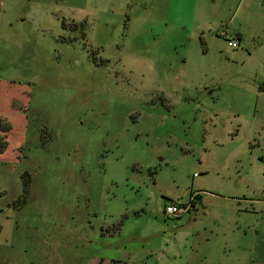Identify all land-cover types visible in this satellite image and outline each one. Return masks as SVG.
<instances>
[{
	"label": "rangeland",
	"instance_id": "rangeland-1",
	"mask_svg": "<svg viewBox=\"0 0 264 264\" xmlns=\"http://www.w3.org/2000/svg\"><path fill=\"white\" fill-rule=\"evenodd\" d=\"M0 107V264H264V0H0Z\"/></svg>",
	"mask_w": 264,
	"mask_h": 264
},
{
	"label": "trees",
	"instance_id": "trees-1",
	"mask_svg": "<svg viewBox=\"0 0 264 264\" xmlns=\"http://www.w3.org/2000/svg\"><path fill=\"white\" fill-rule=\"evenodd\" d=\"M10 124L3 119H0V153H2L7 146L6 132L10 129ZM22 179V192L17 199L13 201L14 204H22L26 201V194L28 192L30 178L28 172L25 170L21 173ZM181 204V203H180ZM182 205V204H181Z\"/></svg>",
	"mask_w": 264,
	"mask_h": 264
},
{
	"label": "built area",
	"instance_id": "built-area-1",
	"mask_svg": "<svg viewBox=\"0 0 264 264\" xmlns=\"http://www.w3.org/2000/svg\"><path fill=\"white\" fill-rule=\"evenodd\" d=\"M228 45L235 47L236 42L234 40H228ZM184 211H187V208L176 202H169L168 204H165L163 209L164 215L167 217L179 216Z\"/></svg>",
	"mask_w": 264,
	"mask_h": 264
},
{
	"label": "crops",
	"instance_id": "crops-1",
	"mask_svg": "<svg viewBox=\"0 0 264 264\" xmlns=\"http://www.w3.org/2000/svg\"><path fill=\"white\" fill-rule=\"evenodd\" d=\"M15 97L14 96H12V97H9V99H8V104L6 105L8 108H10V109H12V111H13V113L14 112H19L17 109H13V107H12V104H11V101H12V99H14ZM5 105H4V107H6ZM4 107H0L1 109H3ZM2 113H1V111H0V118L2 117V115H1ZM22 114H20L19 116H21ZM4 154V152L2 153V154H0V155H2V156H4L3 155Z\"/></svg>",
	"mask_w": 264,
	"mask_h": 264
}]
</instances>
